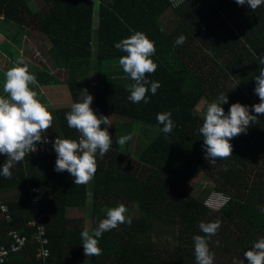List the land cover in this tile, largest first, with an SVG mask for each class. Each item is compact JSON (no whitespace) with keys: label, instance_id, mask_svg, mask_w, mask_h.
<instances>
[{"label":"trees","instance_id":"1","mask_svg":"<svg viewBox=\"0 0 264 264\" xmlns=\"http://www.w3.org/2000/svg\"><path fill=\"white\" fill-rule=\"evenodd\" d=\"M45 1L47 6L41 9L32 1L0 0V34L7 48L10 45L5 52L0 49L9 59L0 61V96L5 72L22 61L20 47L31 18L50 45L45 56L53 69L46 64L26 65L37 80L29 87L40 88L51 98H72L75 103L84 89L89 92L94 73L95 114L121 117L131 124L107 129L111 147L103 157L97 153V171L86 185H75L71 174L55 170L56 153L26 154L11 169V178L0 176V193L20 191L4 200L11 207L15 229L34 236V229L27 227L34 216L33 186L45 196L42 208L47 217L49 257L37 259L41 245L33 242L8 264H196L193 237L204 235L200 222L216 220L221 222L219 229L206 237L210 252L220 259L214 258L213 264H223L227 255L248 264L244 252L250 243L264 238V115L246 134L230 140V157L212 165L194 138L203 141L198 131L205 114L197 111L201 104L206 109L220 95H227L228 102L221 105L227 114L233 103L246 105L251 112V106L260 102L254 78L264 67L257 60L264 56V4L252 11L235 0H182L177 5L171 0ZM170 13L174 18L169 26ZM136 31L153 41L156 49L151 59L157 68L147 78L158 81L160 87L154 95L147 93L149 103L128 99L134 81L118 63L126 53L114 47ZM181 35L185 42L176 45ZM194 47L200 51L199 58L194 56ZM58 69L68 71L66 82L54 73ZM229 82L235 85L233 89ZM69 111L71 107L50 110L52 125L41 133L42 138L78 140L80 133L67 124ZM169 111L175 126L166 135L156 117ZM141 126L158 131L152 132L143 152L134 155L131 147ZM129 133L132 139L120 146L118 138ZM6 160L0 154V170ZM200 171L211 174L215 190L229 196L219 212L185 189ZM119 204L132 206L125 214L132 223L104 232L98 238L102 254L85 256L82 220L70 219L67 209L89 208L96 228L106 218L104 209ZM135 207L139 217H133ZM164 225L167 231L162 235L158 230ZM229 229L239 235L235 238Z\"/></svg>","mask_w":264,"mask_h":264},{"label":"clouds","instance_id":"2","mask_svg":"<svg viewBox=\"0 0 264 264\" xmlns=\"http://www.w3.org/2000/svg\"><path fill=\"white\" fill-rule=\"evenodd\" d=\"M238 5H248L252 11L264 4V0H235ZM186 37L179 36L175 44L182 45ZM114 47L126 55L119 58V65L127 77L134 83L129 87L128 99L132 103H149L147 93L153 95L160 87L158 81H150L147 76L155 72L157 65L151 59L155 53V44L144 33L136 31L127 38L115 43ZM211 55V53H209ZM256 55V53H254ZM257 56V55H256ZM259 65H264V56L257 57ZM256 86L254 93L260 102L249 107L239 102L230 105L228 113L221 105L228 102L227 95H220L218 102H211L206 108L202 126L199 133L203 138L205 159L215 164L217 159H227L233 154L230 140L242 133L246 134L248 128L257 122V118L264 115V67L259 68V74L254 78ZM34 74L30 73L23 61L5 72L3 92L0 96V154L7 157L6 163L0 170V176L11 178L13 166L24 160L26 154L36 151L37 142L42 141L41 133L46 132L52 125L53 116L47 108L36 98L37 93L30 88L36 85ZM150 84V89L147 85ZM93 96L87 89L81 93L79 102L71 105V111L66 113L68 127L76 129L79 139H60L53 141V148L57 154L55 170L67 171L74 178L75 185H86L97 171L96 155L103 157L110 149L112 136L107 127L110 125L108 116H97L91 104ZM162 127L160 131L166 135L172 132L174 122L171 112L158 113L156 117ZM132 139V134L120 136L117 143L120 146ZM12 196V195H11ZM7 196L4 198H9ZM2 200V199H0ZM2 200V201H4ZM6 202V201H4ZM106 218L99 221L98 226L91 233L86 227L81 232V241L84 254L87 257H96L102 254L98 246V238L106 231H110L120 224H131V218L126 217L127 208L123 204L104 209ZM221 222H200L199 228L204 235H196L194 251L196 264H213L214 256L209 250L206 237L216 234ZM218 243V242H217ZM248 264H264V238L254 242L252 247L244 252ZM234 264H244L243 260L234 261Z\"/></svg>","mask_w":264,"mask_h":264},{"label":"rangeland","instance_id":"3","mask_svg":"<svg viewBox=\"0 0 264 264\" xmlns=\"http://www.w3.org/2000/svg\"><path fill=\"white\" fill-rule=\"evenodd\" d=\"M27 1H32L33 3H35L37 6H39L41 9H44L47 4L45 0H27ZM181 0H171L173 5H176L180 2ZM170 16L172 18L166 20L170 26L171 19L174 18V14L170 13ZM166 22V23H167ZM40 31L38 29V24L37 21L35 19H31L28 18L27 19V36L25 38V42H23V45L20 47V53L22 56V61H23V65H28L29 68L30 67H42L43 65H48L49 67H52V65L48 62V59L46 58V54L47 51L50 48V45L48 43H46V39L45 37H41L40 36ZM4 36L0 34V49L2 51H6V44H4ZM10 45H8L9 48ZM199 47V46H197ZM197 47H194V49L196 50L194 52V56H197V58H199V49ZM7 48V49H8ZM4 57L2 56L1 59H3ZM206 70H210V68L205 67ZM54 73L60 78V81L62 82H66L68 79V75L67 72H59L58 70H55ZM207 73V72H206ZM91 80L92 83L90 84V89H89V94L93 96V101L92 104L90 105L91 108L95 109L96 106V86H97V78L96 75L94 73L91 74ZM231 82H229V87L231 89H233V86H230ZM33 91H35L37 93V99L47 108L48 111L50 110H54L57 109L58 107H60V105H58V103H64L62 101V99L64 98H51L49 97L47 94H42L41 90H36L34 89ZM204 104H201L198 108L197 111L199 113H205L206 109H204ZM111 121L110 125H107L105 127H107L108 130H110L114 125H121V124H131L130 120H124L121 119V117H110L109 119ZM158 131V130H157ZM155 130H151V129H146L143 126L139 127V129L136 132V135L133 139V143H132V147H131V152L134 155H139L140 153L143 152L144 147L146 142H148L150 140V138L152 137V132H157ZM195 140L198 141V143L200 144V146H202L203 148V141L200 138L195 137ZM204 150V149H203ZM216 184L215 179H213V176L211 174L205 173V172H199L197 173L192 180L190 181L189 184L186 185L185 189L188 193H190L191 195H194L195 197H197L199 200L204 201L207 200L208 198H210L214 193L218 192L215 190L214 185ZM91 188V187H90ZM19 190H15L13 191V193H11L12 196L16 195L18 196L19 194ZM90 207V204H89ZM132 206H128L127 208V212L129 211V208L131 209ZM71 208L69 211V214L73 217V219L75 218V220H82V226H84V228H88L89 231H91L93 228H95V225L93 223V221L90 219V217L88 216V208ZM134 208V207H133ZM132 208V209H133ZM136 208V207H135ZM75 211V212H73ZM126 212V213H127ZM125 213V214H126ZM76 214V215H75ZM75 215V216H74ZM139 209L136 208L135 212L133 214V217H139ZM81 217V219H80ZM165 231H167L166 226H162L161 228H159L158 232L161 233L162 235H164ZM229 231H231L234 234H237V231H233L232 229H229ZM214 258H216V261H220V259L218 258V256H214ZM223 264H234V259L232 256L227 255L223 260H222Z\"/></svg>","mask_w":264,"mask_h":264},{"label":"built area","instance_id":"4","mask_svg":"<svg viewBox=\"0 0 264 264\" xmlns=\"http://www.w3.org/2000/svg\"><path fill=\"white\" fill-rule=\"evenodd\" d=\"M182 1V0H181ZM177 5V4H176ZM4 95H6L4 93ZM56 138L45 137L42 141L36 144V151L30 154H49L56 153L53 148V141ZM78 141V140H77ZM32 203L34 206V218L28 223L29 229H34L36 238L34 242L39 243L41 257L47 259L50 255L49 250L46 248L49 244L47 239L45 214L42 209V203L45 196L40 194V190L33 186L31 188ZM229 196L223 192H216L210 198L205 200V205L210 207L212 211L219 212L228 203ZM0 219L5 225V236L11 241L9 244L0 245V264H8L12 256L21 254L27 251L31 244V240L26 234H23L16 229L8 227L13 222V214L11 207L7 202L0 200Z\"/></svg>","mask_w":264,"mask_h":264},{"label":"crops","instance_id":"5","mask_svg":"<svg viewBox=\"0 0 264 264\" xmlns=\"http://www.w3.org/2000/svg\"><path fill=\"white\" fill-rule=\"evenodd\" d=\"M4 57L3 59V61L4 62H9V59L6 57V55H4V54H2V53H0V61H1V57ZM47 58V57H46ZM48 59V62L50 63V61H49V58H47ZM51 64V63H50ZM38 67V66H37ZM58 71H59V69H58ZM64 71H66L67 72V75H68V71L67 70H62L61 72H64ZM60 72V71H59ZM37 90V89H36ZM38 90H41L40 88H38ZM44 93V91H42V94ZM44 94H46V93H44ZM62 101L64 102V103H58V105H60V107H58V108H61V107H71V105L74 103L73 102V99L72 98H64V99H62ZM11 193H13V191H8V192H3V193H0V199H2V200H4V198L5 197H7V196H11ZM33 204V203H32ZM90 204H91V200H90ZM42 207V206H41ZM72 208H75V209H78V208H85V207H72ZM43 209V208H42ZM70 209H71V207H69L68 209H67V216L70 218V219H73V217L69 214V211H70ZM87 209V208H86ZM88 211H89V208H88ZM73 212H75V211H73ZM33 213H34V206H33ZM44 214H45V221L47 220V217H46V213L44 212ZM76 215V214H75ZM74 215V216H75ZM90 215V213H88V216ZM33 218H34V216H33ZM32 218V219H33ZM75 219V218H74ZM80 219H81V217H80ZM13 221H14V218H13ZM13 223V222H12ZM12 223L11 224H9L8 225V227H11L12 229H15L13 226H12ZM4 225V223H3V221H1V219H0V245L1 244H5V245H7V244H9L10 243V239L9 238H7L6 236H5V225L2 227V226ZM17 230V229H16ZM18 231V230H17ZM46 231H47V237H48V229H47V223H46ZM20 232V231H19ZM34 232V236L32 237V238H30L27 234V236L29 237V239L31 240V244L34 242V239L36 238V232L35 231H33ZM22 233V232H21ZM23 234H25V233H23ZM237 235H239V233H237L236 234V236H235V238L237 237ZM256 241H258V240H256ZM256 241H253L252 243H250V246L248 247V248H251L252 247V245H253V243L254 242H256ZM30 244V245H31ZM40 248H38V250H37V259H41L42 257H41V252H40ZM26 252V251H25ZM25 252H22V253H25ZM21 253V254H22ZM13 257V256H12ZM12 259V258H11Z\"/></svg>","mask_w":264,"mask_h":264}]
</instances>
